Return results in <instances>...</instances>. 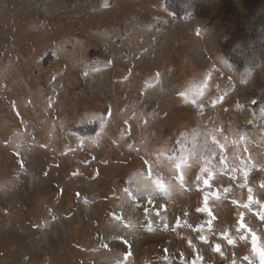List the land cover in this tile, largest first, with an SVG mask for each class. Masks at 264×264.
Masks as SVG:
<instances>
[{"label": "rangeland", "instance_id": "374dc122", "mask_svg": "<svg viewBox=\"0 0 264 264\" xmlns=\"http://www.w3.org/2000/svg\"><path fill=\"white\" fill-rule=\"evenodd\" d=\"M177 1L0 0V264H264V22Z\"/></svg>", "mask_w": 264, "mask_h": 264}, {"label": "trees", "instance_id": "16d2710c", "mask_svg": "<svg viewBox=\"0 0 264 264\" xmlns=\"http://www.w3.org/2000/svg\"><path fill=\"white\" fill-rule=\"evenodd\" d=\"M243 1H246L247 3H246V6L244 7V15L241 17L242 21H239L238 19L236 23L234 24L232 23L230 26V27L233 26L235 28V31H234L235 33H237V31L242 32L241 35H238L236 37V40H234V43H233L235 48L236 46H238L240 51H242L240 41L245 36L250 39H253L251 41H254V42L258 40L259 28L262 26L264 22V0H243ZM176 3L178 5L171 6V10L175 14H187L188 12L198 13L199 8H201L205 3H207L206 5H204L205 9L209 7L208 3L212 4L211 7H209L210 11L218 8L217 2H215V0H196V2L194 0H180L179 2L177 1ZM185 6H190V7L189 9L184 10L183 8ZM258 52H253V53L249 52V55L245 54V56L243 57H241L242 55L240 56V54L247 53V51H244L241 53L236 52L238 54L237 59H240L236 62L237 66L239 67L243 65L242 68H245V69L254 68L257 65V63H252V64L249 63L248 57H251L254 61H256L258 57L260 56ZM230 56H232V54ZM235 57L236 55L234 56V58ZM261 105L264 106V102ZM81 132L88 133V130L83 129L81 130Z\"/></svg>", "mask_w": 264, "mask_h": 264}, {"label": "snow or ice", "instance_id": "6c2138e0", "mask_svg": "<svg viewBox=\"0 0 264 264\" xmlns=\"http://www.w3.org/2000/svg\"><path fill=\"white\" fill-rule=\"evenodd\" d=\"M157 183V185L159 186V187H161V188H163V184L162 183H160L159 181H157L156 182ZM204 183L207 185L208 184V181L207 180H205L204 181ZM251 189H249V193H251ZM249 200L251 201L252 200V196L251 195H249ZM200 209H198V211H199ZM241 227H244V225L243 224H241ZM253 243L255 244V238H253ZM217 250H219V248L217 247ZM254 250H255V248H254ZM262 261H264V255H262Z\"/></svg>", "mask_w": 264, "mask_h": 264}]
</instances>
